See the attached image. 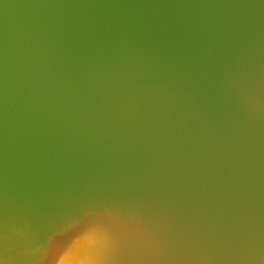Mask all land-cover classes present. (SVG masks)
Here are the masks:
<instances>
[{"label": "water", "instance_id": "95a60500", "mask_svg": "<svg viewBox=\"0 0 264 264\" xmlns=\"http://www.w3.org/2000/svg\"><path fill=\"white\" fill-rule=\"evenodd\" d=\"M0 264H264V0H0Z\"/></svg>", "mask_w": 264, "mask_h": 264}]
</instances>
